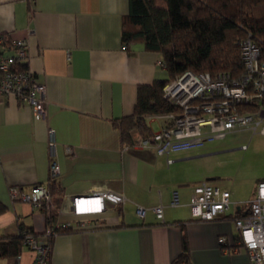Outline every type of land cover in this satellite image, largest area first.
I'll return each mask as SVG.
<instances>
[{
	"label": "crops",
	"instance_id": "0c3cea01",
	"mask_svg": "<svg viewBox=\"0 0 264 264\" xmlns=\"http://www.w3.org/2000/svg\"><path fill=\"white\" fill-rule=\"evenodd\" d=\"M128 10L129 0H0V31L26 40L23 62L45 89L44 116L13 95H0V237L17 233L20 224L43 232L69 219L58 214L47 222L41 207L10 195L12 187L47 183L55 161L64 208L72 196L100 190L126 200L94 216L92 228L55 234L49 264H251L234 220L264 180V132L234 129L167 156L125 144L115 120L133 112L138 84L167 76L159 52L139 41L122 43ZM162 121L147 118L150 134ZM228 159L230 178L220 166ZM203 181L230 191L231 204L216 219L192 215V190ZM174 190L177 206L170 205ZM160 205L162 218L152 211ZM33 259L24 244L21 254L0 255V264Z\"/></svg>",
	"mask_w": 264,
	"mask_h": 264
},
{
	"label": "built area",
	"instance_id": "2783aa9c",
	"mask_svg": "<svg viewBox=\"0 0 264 264\" xmlns=\"http://www.w3.org/2000/svg\"><path fill=\"white\" fill-rule=\"evenodd\" d=\"M6 48L0 31V95H13L31 106L36 116L45 115V89L35 82L33 73L18 69V62L28 57L25 39H11ZM245 73L233 78L228 71L194 73L186 71L164 88V96L179 108L178 112L155 115L162 119L161 128L148 135H135V145L153 147L157 154L167 156L170 152L186 150L201 145L206 140L223 137L234 129L250 128L253 132H264V60L260 58L258 44L247 37L238 40ZM6 49L14 51L4 54ZM252 106L250 110L240 111L239 106ZM203 127H206L204 130ZM49 146L54 145L53 130L49 129ZM171 162L170 159L167 160ZM59 174L57 162L50 164V177ZM15 200L29 203L32 207L48 206L50 193L47 183H36L27 190L10 188ZM126 196L112 190L94 191L72 196L67 205L59 209L66 214L63 224L72 220L79 228H90L91 219L102 214L109 204H119ZM230 191L203 181L193 187L189 200L192 215L204 220L220 217L230 206ZM171 206L179 205L176 190L171 192ZM143 215L144 209L139 208ZM152 211L158 218L163 217V206H154ZM239 231L240 243L247 251L251 264H264V180L259 181L254 197L246 203L245 212L234 220ZM53 233L48 227L43 234H26L24 244L33 250L32 264H49L50 245L48 236ZM223 241L224 238L219 239ZM15 264H19L17 260Z\"/></svg>",
	"mask_w": 264,
	"mask_h": 264
},
{
	"label": "trees",
	"instance_id": "16d2710c",
	"mask_svg": "<svg viewBox=\"0 0 264 264\" xmlns=\"http://www.w3.org/2000/svg\"><path fill=\"white\" fill-rule=\"evenodd\" d=\"M2 34L6 48L10 47L11 38L5 32ZM247 37L258 44L260 58L264 60V0H129L128 13L122 18V43L128 47L139 41L146 49L159 52L167 76L138 84L133 112L115 120L122 141L134 144L133 131L150 135L148 117L179 111L178 106L164 96L163 88L184 72L214 75L228 71L233 78L243 76L245 68L238 40ZM17 68L27 70L28 63L20 61ZM251 107L240 105L239 110L247 111ZM47 187L50 202L48 206L42 204L41 208L47 222H54L62 207L63 189L55 177L48 179ZM48 227L53 229L47 238L49 245L59 232L83 229L72 223L49 224ZM43 232L20 224L17 233L0 237V255L21 254L25 235L40 236ZM183 246L185 250V241ZM186 256L183 251L178 258L182 260Z\"/></svg>",
	"mask_w": 264,
	"mask_h": 264
},
{
	"label": "rangeland",
	"instance_id": "374dc122",
	"mask_svg": "<svg viewBox=\"0 0 264 264\" xmlns=\"http://www.w3.org/2000/svg\"><path fill=\"white\" fill-rule=\"evenodd\" d=\"M205 128L206 127H203L202 129L204 130ZM226 158H228V157H226ZM220 166H221L222 171H223L222 175H225L226 178H230L229 174H230V172L232 170V164H230L229 159L227 161H221L220 162ZM241 172H242V169L240 171V174H241Z\"/></svg>",
	"mask_w": 264,
	"mask_h": 264
}]
</instances>
